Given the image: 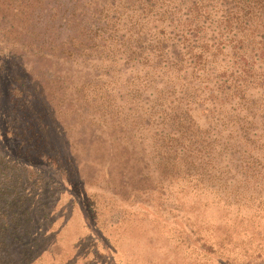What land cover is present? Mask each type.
<instances>
[{"label": "trees", "instance_id": "trees-1", "mask_svg": "<svg viewBox=\"0 0 264 264\" xmlns=\"http://www.w3.org/2000/svg\"><path fill=\"white\" fill-rule=\"evenodd\" d=\"M3 116L22 146L12 153L0 141V264L39 257L58 173L79 169L56 142L78 120L91 140L116 141L103 154L148 148L151 162L137 161L132 178L157 171L161 187L225 191L235 186L228 155L251 159L240 175L264 169V0H0ZM102 194L80 202L98 239ZM13 244L21 261L1 255Z\"/></svg>", "mask_w": 264, "mask_h": 264}, {"label": "rangeland", "instance_id": "rangeland-1", "mask_svg": "<svg viewBox=\"0 0 264 264\" xmlns=\"http://www.w3.org/2000/svg\"><path fill=\"white\" fill-rule=\"evenodd\" d=\"M78 121L60 128L63 137L56 143L79 169L71 177L75 180L58 173L63 185L50 204L52 220L37 236L41 253L31 264H218L220 259L234 264H264V169L259 175H240L239 164L244 165L246 160L251 163L248 156H227V165L232 169L228 176L235 186L225 191L201 192L191 186H183L182 191L175 183L161 187L155 179L160 175L157 171H153V181L146 183L141 175L131 177L138 172L137 161L140 166L145 159L151 162L150 155L146 156L148 148L143 147L145 153L139 146L135 152L127 148L120 153L113 150L110 156L103 154V147L112 144L113 148L116 141L107 140L109 144H105L91 140L87 122ZM0 124V141L15 153L21 139L8 132L4 116ZM102 138L105 141L110 136ZM127 157L130 160L123 168ZM257 166L263 165L259 161ZM168 181L166 177L164 182ZM133 183L140 186L138 197L131 200ZM93 191L104 195L100 199L101 212L95 213L101 239L87 225L80 203H86L88 193ZM242 194L245 199L237 200ZM204 240L216 250L213 255H204L200 247ZM20 246L13 244L1 255L21 261L24 256Z\"/></svg>", "mask_w": 264, "mask_h": 264}]
</instances>
